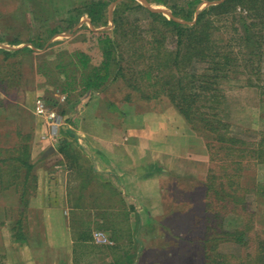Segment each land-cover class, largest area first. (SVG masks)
<instances>
[{
    "label": "trees",
    "instance_id": "16d2710c",
    "mask_svg": "<svg viewBox=\"0 0 264 264\" xmlns=\"http://www.w3.org/2000/svg\"><path fill=\"white\" fill-rule=\"evenodd\" d=\"M112 1L115 6L110 10ZM140 1L161 4L169 15L146 7ZM140 1L68 0L66 16L58 19L54 0H27L26 6L33 18L42 20L44 33L37 29L34 36H30L18 25H0V32L10 35L5 39L2 33L0 42L13 46L23 44L13 49L0 47V88L21 86L23 58L44 48L53 36L74 32L82 16L93 28L107 26L110 22L111 29L98 32L81 24L88 29L90 37L96 39L99 51L96 62L90 53L76 49L61 52L55 61L43 59L36 63V74L53 85L66 102L73 98L71 105L94 92L105 93L114 83L136 91L140 101L168 100L186 123L206 136L205 146L210 161H214L198 179L206 214L198 239L202 264H264V236L255 237L254 253L243 251L234 255L222 249L223 244L248 248L255 208L264 214V182L258 180L255 173H249L256 165L264 168V130L248 138V129L226 119V102L220 87L251 60L239 58V53L230 46L231 41L251 48L264 43V0ZM203 3L207 4L200 8ZM136 11H141L143 17L133 16ZM8 13L14 18L15 11ZM50 20L54 24L50 25ZM235 22L240 24L234 28L235 37L225 40L221 34L228 32L226 28H233ZM247 80V85H251V79L247 77ZM145 85L146 91L142 87ZM132 96L127 93L123 99L131 104L135 101ZM52 99L54 101L48 102L56 104V99ZM106 100L114 105L112 99ZM57 112L68 115L69 106ZM70 119L68 117L67 121ZM62 131L66 136L71 135L69 129ZM18 135L19 141L4 149L6 155L0 157V188H12L18 194L21 209L11 227L12 237L25 242L23 217L34 190L30 161L32 135L29 132ZM70 145L67 141L60 148H70ZM176 177L181 179L182 176ZM251 195L257 199L254 209L253 201L249 200ZM156 225L154 222L152 226Z\"/></svg>",
    "mask_w": 264,
    "mask_h": 264
},
{
    "label": "rangeland",
    "instance_id": "374dc122",
    "mask_svg": "<svg viewBox=\"0 0 264 264\" xmlns=\"http://www.w3.org/2000/svg\"><path fill=\"white\" fill-rule=\"evenodd\" d=\"M54 3L57 7L58 19L64 18L70 5L68 0H54ZM26 4L27 0H0L1 27L8 24L18 25L20 29H23V32L27 30L30 36H34L37 29L42 31L44 29L41 26L42 20L39 18L34 19L30 13V8ZM142 4L153 10L161 11L167 16L169 15L168 9L161 4ZM206 4L203 3L200 8ZM114 6L115 1H112L110 10ZM10 11H15L14 18L8 13ZM133 14L136 17H143L144 15L141 11L133 12ZM84 23L94 32L112 28L110 22L107 26L93 28L86 17L82 16L74 32L67 35L58 34L53 36L48 40L44 48L38 49L34 54L23 58L21 68L24 76L21 78V86L7 87L5 85V90L0 88V98L3 101L0 104V157L6 155L4 149L13 147L19 141V133L24 135L29 132L32 135L31 150L34 148L35 138L33 134L37 133L41 124L33 113L34 101L37 97H44L47 106L56 111L61 110L62 107L66 108L69 106L70 111L73 112L80 107L79 104H82L87 106L88 114L86 116L88 119L94 116L96 118L99 117V119L102 117L103 124H114L113 121H117L121 124V135L123 137L128 135L132 144L137 148L136 169L144 166L141 165L145 163L143 161L145 159L144 153H147L148 159L151 156L150 153H152L155 163L165 168V171L158 173L152 182L154 185L152 192L154 199L151 200V205H155L154 211L158 215L154 217L158 221L156 229H160L161 227H158V225L160 226V223L164 222L172 230L169 232L171 235L168 234V237L163 236L155 241L159 244L166 243L167 246H179L178 248L184 249L185 254L182 253V256H179L173 250L170 257L164 261V264H202L198 239L201 237L202 227L206 223V218L204 217L206 214L203 211V190L198 186V179L207 173L209 164L214 162L210 161L209 153L205 146L206 136L201 135L186 123L176 108L166 99L140 101L137 100L136 91L128 87L125 88L119 83H114L111 84L105 93L94 92L91 95L84 96L83 101L80 99L78 103L71 105L73 98L66 102L64 96L59 91L54 90L53 85L46 83L35 72V65L41 60L55 61L61 52L76 49L90 53L96 62L99 55L96 39L90 37L88 29L81 26ZM52 24H54V21L50 20V25ZM239 26V22H235L233 28L232 26L226 28L228 32L223 31L224 34H221V37L225 40L229 39V37H235L236 31L234 28ZM43 31L42 33H44ZM2 33H4L5 39L10 38V35L5 34V32H0V36ZM49 43L52 44L47 46ZM22 45L13 46L6 42H0V47L9 49ZM230 46L236 54L239 53V58L241 56L249 57L251 60L248 66L240 67L239 74L233 73L229 80L220 85L221 93L224 95V101L226 102V114L228 115L226 119L238 127L248 129L247 137L254 138L259 131L264 130V43L259 47L251 48L250 46L244 47L235 41H231ZM251 50L253 51L252 54L248 55L247 53ZM239 61L242 64V58ZM247 77L251 79V85H247L249 83ZM142 87L146 91L147 85ZM127 93L133 94L132 98L137 103L133 101L128 104L123 99ZM52 98L57 101L54 105L48 102V100L51 102ZM107 98L112 99L111 102L117 108L114 105H110L106 100ZM136 104L138 105L136 106ZM65 119L64 116L62 124L67 123ZM86 119L82 120L85 121ZM94 124V126L93 123L88 126L89 132L93 134L104 127ZM156 167L157 165H154V170H157ZM167 172H172L173 174ZM249 173L252 175L255 173L257 179L264 182L263 166L256 165L254 168H250ZM174 174L182 176L181 179H177ZM148 194H150L149 190ZM249 198V200L253 201L251 207L254 209L257 199L254 195L249 196ZM18 202L16 191L0 188V264H13L17 261L15 258L12 260L11 257L9 259L6 257V252L9 249L8 240L14 242L15 246H22V243H24L15 241L12 237L11 227L21 209ZM177 210L179 215H177L178 212H175ZM254 212L253 230L250 232L251 241L248 248L240 249L237 246L223 244L222 249L224 251L234 255H238L243 251L255 252L256 240L260 236H264V214L260 210L258 211L257 208H255ZM27 213L26 208V215ZM57 217L56 220L58 219ZM145 224L144 222L140 228L141 233L144 229H148ZM23 225L26 228L28 239L30 237V241L35 238L37 241H41L43 235L41 232L39 233L37 226L28 221L24 222ZM187 228H189L188 231L186 230ZM7 229L11 232L10 237L7 236ZM178 232L181 235L180 238L172 237ZM53 233H55L54 230L50 228L47 234L52 238L54 236ZM255 237L257 238L256 240ZM88 240L89 238L86 239V243ZM150 242L151 240L149 239L148 243ZM86 243H84L85 246L83 247L91 250L90 256L95 254V257H97L96 248L98 249V246H100L99 243L97 244L93 238L90 243ZM75 247L79 248L77 245ZM44 255H39L43 262L46 258ZM42 256H44L43 259ZM47 256L49 257V255ZM139 264L145 263L139 262Z\"/></svg>",
    "mask_w": 264,
    "mask_h": 264
},
{
    "label": "crops",
    "instance_id": "0c3cea01",
    "mask_svg": "<svg viewBox=\"0 0 264 264\" xmlns=\"http://www.w3.org/2000/svg\"><path fill=\"white\" fill-rule=\"evenodd\" d=\"M81 105L66 114L65 120L71 119L62 124L56 139L45 136L48 125L37 117L41 124L37 133L33 132L35 143L30 153L34 190L28 198V213L25 212L23 222H32L43 236L41 241H30L24 226L27 240L22 246L8 240L6 257L15 258L13 264H164L173 250L176 255L185 254L179 246L155 241L168 237L172 230L164 222L158 225L162 231L156 229L157 225L152 226L158 223L154 218L158 216L155 205H151L152 182L158 173H163L160 168H165L155 163L152 153L149 159L144 153V166L136 169L137 148L128 135H121V124H103L102 117L88 119L87 106ZM92 123L104 127L93 134L88 130ZM66 129L71 135L61 132ZM67 141L71 149L60 148ZM144 222L148 229L141 233ZM50 228L55 232L52 238L47 234ZM95 230L113 239L111 244L99 243L97 257L90 256L91 250L83 247L87 238V243L92 241ZM180 236L179 232L172 235ZM41 254H45L44 262Z\"/></svg>",
    "mask_w": 264,
    "mask_h": 264
},
{
    "label": "built area",
    "instance_id": "2783aa9c",
    "mask_svg": "<svg viewBox=\"0 0 264 264\" xmlns=\"http://www.w3.org/2000/svg\"><path fill=\"white\" fill-rule=\"evenodd\" d=\"M33 113L48 125L49 131L45 136L50 139H56L59 129L62 126L64 116L58 113L55 109L48 107L42 97H37L35 99ZM93 239L95 242L101 244L112 243V240L102 231H94Z\"/></svg>",
    "mask_w": 264,
    "mask_h": 264
}]
</instances>
